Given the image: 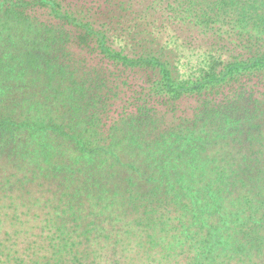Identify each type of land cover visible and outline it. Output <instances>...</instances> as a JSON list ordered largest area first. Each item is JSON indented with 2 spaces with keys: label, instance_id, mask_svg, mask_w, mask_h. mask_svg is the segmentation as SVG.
Here are the masks:
<instances>
[{
  "label": "trees",
  "instance_id": "trees-1",
  "mask_svg": "<svg viewBox=\"0 0 264 264\" xmlns=\"http://www.w3.org/2000/svg\"><path fill=\"white\" fill-rule=\"evenodd\" d=\"M0 264H264V0H0Z\"/></svg>",
  "mask_w": 264,
  "mask_h": 264
},
{
  "label": "rangeland",
  "instance_id": "rangeland-1",
  "mask_svg": "<svg viewBox=\"0 0 264 264\" xmlns=\"http://www.w3.org/2000/svg\"><path fill=\"white\" fill-rule=\"evenodd\" d=\"M72 3V2H71ZM35 14L37 15L38 18L43 20L44 22L47 23H52L51 16L47 10H40L37 11L35 10ZM68 49L71 52V57H75L79 59L83 64L86 63L85 67L91 68L92 67H97V69H102L105 72V76L108 78V87L113 91L112 95H117V100L116 98H113L111 100V110L110 112L106 113L105 119L108 117L109 119H114L115 117L118 116L122 110H126L129 108L128 106L130 105L131 100L133 99V92H131V88L128 85H133V89H137L138 91H141V96L144 97L145 93H148L149 90V83H146L145 79L146 76L142 71H139L136 76L137 78H133L132 75H126L124 78V83L122 82L120 85L118 84L114 73L116 72V69L113 65H107L108 61L97 51L92 50V46L94 47L95 44L94 42L91 44V49L87 50H81L79 49L76 45L72 44H67ZM66 45V46H67ZM124 46V42H118L117 44H114V47L120 48ZM205 57V52L204 50H187L185 49V57L183 58V61L179 64V71L182 75L183 78H187L186 75L190 73H194L195 68L197 65L201 64V61ZM184 62V64H183ZM81 65V64H80ZM109 67L107 70L106 68ZM103 67V68H102ZM100 73L103 74V72ZM135 76V77H136ZM128 82V83H127ZM146 87V89H145ZM148 87V88H147ZM136 95V94H135ZM135 97V96H134ZM193 101V100H191ZM190 101V102H191ZM191 106V104L188 103H182L180 105V109L185 108L188 109Z\"/></svg>",
  "mask_w": 264,
  "mask_h": 264
}]
</instances>
